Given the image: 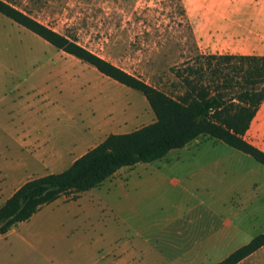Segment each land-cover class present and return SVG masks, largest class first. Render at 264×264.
Here are the masks:
<instances>
[{"label": "rangeland", "instance_id": "obj_1", "mask_svg": "<svg viewBox=\"0 0 264 264\" xmlns=\"http://www.w3.org/2000/svg\"><path fill=\"white\" fill-rule=\"evenodd\" d=\"M1 1L172 99L185 91L176 71L197 78L188 69L202 68L208 84L212 70L201 57L243 53L241 36L216 39L198 25L210 11L196 3L211 0ZM154 120L139 92L0 14V152H10L9 191L64 171L109 135ZM22 139L28 148L20 153ZM244 139L264 152V101ZM32 147L42 151L37 156L43 164L34 160ZM107 183L126 187L111 195L95 192L101 204L121 210L116 223L110 213L100 214L99 197L87 193L76 204L69 201L78 194L69 193L41 208L37 224L58 225L42 233L41 244L64 245L61 233L69 231L70 245H83V236L90 245H107L99 237L106 220L123 244L175 245L167 251L175 257L191 245L202 264H217L264 234V166L207 136L151 164L122 168ZM238 264H264V246Z\"/></svg>", "mask_w": 264, "mask_h": 264}, {"label": "trees", "instance_id": "obj_2", "mask_svg": "<svg viewBox=\"0 0 264 264\" xmlns=\"http://www.w3.org/2000/svg\"><path fill=\"white\" fill-rule=\"evenodd\" d=\"M0 14L100 74L139 92L155 117L154 122L135 131L107 136L64 171L21 185L0 207V235L28 221L43 206L63 195L98 188L120 169L161 160L170 151L181 149L201 136L218 140L264 166V152L244 139L264 101V57L203 56L213 80L204 83L202 68L188 69L197 78L176 71L185 91L172 99L1 0ZM228 66L229 71H225L223 67ZM262 246L264 234L217 264H238Z\"/></svg>", "mask_w": 264, "mask_h": 264}, {"label": "crops", "instance_id": "obj_3", "mask_svg": "<svg viewBox=\"0 0 264 264\" xmlns=\"http://www.w3.org/2000/svg\"><path fill=\"white\" fill-rule=\"evenodd\" d=\"M206 3L204 5L202 2L196 3L210 11L209 18L204 23L198 24L206 28L204 29L206 35L226 40L235 39L239 35L242 39L243 53L233 56L264 57V0H242L241 3H235L233 0H211ZM240 10L241 14L237 13ZM17 135L21 134L17 133ZM24 136L26 135L22 134L21 138ZM23 139L19 145L20 153L28 148ZM32 148L37 150L32 151L34 160L43 164L37 156L42 151L38 150V147ZM48 153L53 154L54 152ZM82 155L73 159L71 164ZM11 163L9 149L2 148V152H0V207L24 184H19L11 191L8 190L11 181L6 171L11 169ZM45 163L52 164L50 161ZM110 179L111 177L98 188L79 193L75 200L69 202L79 204L82 196L87 193L95 195V192L101 189L111 195L116 193L117 189L126 188L122 184L107 183ZM96 197H99L100 214L106 218L110 213L113 222L116 223L121 217V210L114 209L106 200L101 204V196L97 195ZM90 199H93V195ZM114 199L117 200L116 197ZM40 210L28 221L19 223L6 234L0 235V264H202V255L197 257L194 254V250L197 248L190 249L191 245L184 256L175 257L167 252L168 248L174 249L175 245H140L138 243L133 245L131 241L123 244L117 228L108 226L106 220L100 226L99 237L100 241L102 240L103 243L105 241L107 245H90L91 238L85 236L82 238L83 245H70L73 235L69 231L61 233L60 237L64 240V245H42V233L50 230L53 232L57 230L58 225H38ZM90 211L91 209L87 214L93 213ZM140 234L138 237L141 236Z\"/></svg>", "mask_w": 264, "mask_h": 264}, {"label": "water", "instance_id": "obj_4", "mask_svg": "<svg viewBox=\"0 0 264 264\" xmlns=\"http://www.w3.org/2000/svg\"><path fill=\"white\" fill-rule=\"evenodd\" d=\"M218 97H220V96L218 95Z\"/></svg>", "mask_w": 264, "mask_h": 264}]
</instances>
